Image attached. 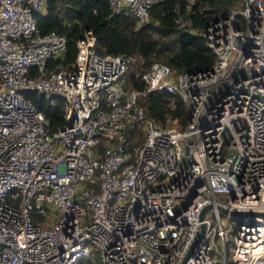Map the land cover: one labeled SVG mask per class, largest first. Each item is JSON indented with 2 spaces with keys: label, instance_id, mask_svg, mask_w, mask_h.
<instances>
[{
  "label": "built area",
  "instance_id": "obj_1",
  "mask_svg": "<svg viewBox=\"0 0 264 264\" xmlns=\"http://www.w3.org/2000/svg\"><path fill=\"white\" fill-rule=\"evenodd\" d=\"M157 2L110 0V17L145 23ZM46 4L0 0V264L93 251L101 264H264V0L204 29L215 61L192 73L100 54L88 29L74 63L48 68L66 39L39 34ZM28 90L63 101L61 128ZM161 92L188 104L185 128L145 116L139 97ZM134 126L144 140L127 150Z\"/></svg>",
  "mask_w": 264,
  "mask_h": 264
},
{
  "label": "trees",
  "instance_id": "obj_2",
  "mask_svg": "<svg viewBox=\"0 0 264 264\" xmlns=\"http://www.w3.org/2000/svg\"><path fill=\"white\" fill-rule=\"evenodd\" d=\"M241 0H158L149 10V21L138 24L135 19L122 15L110 17V0H47L46 13L36 15V26L41 36L55 32L66 39L63 60L50 61L48 68L62 63L69 66L77 55L76 43L85 30L95 37V49L100 54L137 57L144 69L152 63L168 65L177 73L210 70L215 55L202 36L213 21L236 10ZM178 21L185 22L183 28ZM133 86L142 91L144 84L128 76ZM24 96L48 120V129L55 132L64 125L63 101L46 98L28 90ZM147 118L160 127L183 129L189 121V106L179 96L164 92L140 96L138 99ZM127 150L141 144L144 136L137 127L126 131ZM76 264H101L93 251Z\"/></svg>",
  "mask_w": 264,
  "mask_h": 264
},
{
  "label": "rangeland",
  "instance_id": "obj_3",
  "mask_svg": "<svg viewBox=\"0 0 264 264\" xmlns=\"http://www.w3.org/2000/svg\"><path fill=\"white\" fill-rule=\"evenodd\" d=\"M241 2V1H240ZM239 7H240V4H239V6H238V8L237 9H239ZM137 67L139 66V64H137L136 65ZM135 66V67H136ZM134 70V69H133ZM221 218H222V220L225 222V224L227 225L228 224V222H227V220H226V218H225V216L224 215H221ZM229 229H230V227H228ZM233 239H232V234L230 233V230H228V232H227V234H226V244H227V248L228 249H230L232 246H233Z\"/></svg>",
  "mask_w": 264,
  "mask_h": 264
}]
</instances>
